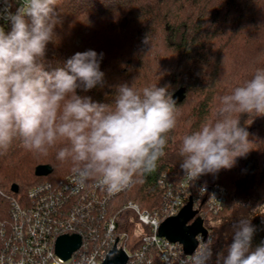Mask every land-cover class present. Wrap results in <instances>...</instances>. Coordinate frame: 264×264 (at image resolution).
<instances>
[{
	"label": "trees",
	"instance_id": "1",
	"mask_svg": "<svg viewBox=\"0 0 264 264\" xmlns=\"http://www.w3.org/2000/svg\"><path fill=\"white\" fill-rule=\"evenodd\" d=\"M54 14L58 23L54 39L46 45V71L64 68L77 52L103 53V84L86 92L78 88V95L111 104L123 84L167 87L172 97L185 91V100L176 105L177 127L169 133L157 170L134 178L131 189L110 202L113 208L132 201L155 213L163 201L161 181L178 184L185 176L178 155L182 137L214 119L220 97L264 68V0H59ZM0 26L10 31V25ZM242 54L248 60L245 66H251L247 71L231 66ZM239 125L249 133L251 150L232 168L202 179L204 185L228 190L223 210L206 213L213 234L209 264L227 255L241 218L255 228L251 247L264 243V118L242 113ZM55 151L37 155L25 149L19 137L7 151L0 150V222L11 220L10 198L24 203L33 186L43 181L60 184L72 175L71 162L58 161ZM40 165L52 167V173L37 177ZM14 184L19 186L17 194L11 190ZM128 213L123 208L114 213L117 235H127L124 247L132 242L128 230L134 222L127 219Z\"/></svg>",
	"mask_w": 264,
	"mask_h": 264
},
{
	"label": "clouds",
	"instance_id": "2",
	"mask_svg": "<svg viewBox=\"0 0 264 264\" xmlns=\"http://www.w3.org/2000/svg\"><path fill=\"white\" fill-rule=\"evenodd\" d=\"M16 2L14 13L9 0L0 9V19L11 26L10 31L0 26V150L7 151L17 137L37 155L56 149L58 161L71 162L74 185L95 180L110 193L154 173L166 154L169 133L177 127L179 113L168 88L123 84L111 104L78 95V88L86 92L103 84V53L77 52L64 68L46 71L43 57L54 39L59 0ZM242 113L264 116V68L220 97L214 119L182 137L178 155L189 183L232 168L251 150L249 133L239 125ZM254 232L250 220L241 218L218 264H264V243L251 247ZM195 239L198 247L183 264H208L211 235L207 241ZM87 264H95V258H87Z\"/></svg>",
	"mask_w": 264,
	"mask_h": 264
},
{
	"label": "built area",
	"instance_id": "3",
	"mask_svg": "<svg viewBox=\"0 0 264 264\" xmlns=\"http://www.w3.org/2000/svg\"><path fill=\"white\" fill-rule=\"evenodd\" d=\"M9 2L14 13L19 3ZM3 7L4 0H0V9ZM0 24L10 25L3 19ZM71 176L60 184L43 181L33 186L24 203L10 198L11 220L0 222V264H87L90 257L95 258V264H103L115 245L128 254L127 264H183V259L194 252L188 254L180 243L160 237L161 224L192 204L196 215L191 222L198 218L204 221L207 235L198 236L207 241L213 234L206 225V213L222 211L228 198L226 187L204 185L203 175L190 183L185 176L178 184L162 180L163 201L155 213L132 201L123 207L136 215L139 226L137 240L124 247L127 235H117V216L110 215V202L129 191L133 183L110 193L95 180L78 187ZM201 186H206V191L201 192ZM73 234L82 237V245L65 260L57 255L56 242L62 235Z\"/></svg>",
	"mask_w": 264,
	"mask_h": 264
},
{
	"label": "water",
	"instance_id": "4",
	"mask_svg": "<svg viewBox=\"0 0 264 264\" xmlns=\"http://www.w3.org/2000/svg\"><path fill=\"white\" fill-rule=\"evenodd\" d=\"M186 98L184 90H179L173 95L176 105L183 102ZM52 167L40 165L36 168L37 177H47L52 173ZM12 192L17 194L19 186L14 184ZM196 213L192 211V204L186 206L176 217L165 220L159 230V236L168 239L174 243L183 245L185 251L191 254L197 248L198 242L195 237L203 235L206 237L207 229L204 227V221L201 218L195 220L194 224L189 226L188 223L195 217ZM82 245V237L78 234L62 235L56 242V253L63 259H69L72 254ZM128 254L117 245L108 253L103 264H127Z\"/></svg>",
	"mask_w": 264,
	"mask_h": 264
},
{
	"label": "rangeland",
	"instance_id": "5",
	"mask_svg": "<svg viewBox=\"0 0 264 264\" xmlns=\"http://www.w3.org/2000/svg\"><path fill=\"white\" fill-rule=\"evenodd\" d=\"M247 58L246 57H244L243 56V54L241 55V58H237V60H235V62H232L231 63V66L233 67H237V68H244V70L245 71H247L249 68H251V66H245V64H247ZM244 71V72H245ZM123 204L122 205H120V207L118 206H115L114 205V207L112 208V207H110V215H116V214H114L116 211H118V209H120V208H123L126 204H127V202H125L124 203V201L122 202ZM136 203V202H135ZM120 204V203H119ZM137 204V203H136ZM114 208H118V209H116V211H115V209ZM128 212H130V213H128L127 215H126V217H127V219L129 220V219H131V222H134V224H131L130 223V221L128 222L129 224H131V226H130V228H129V233H130V240L131 241H136L137 240V238H138V231H137V228L139 227L138 226V224L136 223L137 222V217H136V215L132 212V211H129V210H127ZM117 216V215H116ZM117 222H118V220H117ZM194 224V222L192 221H190L189 222V226H191V225H193ZM206 225L208 226V227H210L211 225H212V223L210 222V221H207V223H206ZM137 227V228H136Z\"/></svg>",
	"mask_w": 264,
	"mask_h": 264
}]
</instances>
